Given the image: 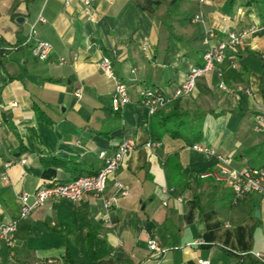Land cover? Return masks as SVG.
Here are the masks:
<instances>
[{
  "label": "crops",
  "instance_id": "obj_1",
  "mask_svg": "<svg viewBox=\"0 0 264 264\" xmlns=\"http://www.w3.org/2000/svg\"><path fill=\"white\" fill-rule=\"evenodd\" d=\"M81 1L0 0V222L16 216L17 192L95 173L97 154L111 155L120 139L135 146L101 196L30 212L13 244L0 246V264H248L243 253L264 251V196L233 203L226 183L200 178L215 159L181 137L165 133L147 146L150 116L139 95L152 86L172 93L201 64L206 29H216V40L237 34L240 43L196 79L191 95L157 112L187 115L199 143L233 166L264 165V128L255 130L264 119V0H90L94 22L81 15ZM38 15L46 20L35 23ZM37 40L52 47L44 60L31 52ZM107 54L131 98L120 112L98 67ZM115 180L128 194L113 200ZM149 240L166 249L159 258Z\"/></svg>",
  "mask_w": 264,
  "mask_h": 264
},
{
  "label": "built area",
  "instance_id": "obj_2",
  "mask_svg": "<svg viewBox=\"0 0 264 264\" xmlns=\"http://www.w3.org/2000/svg\"><path fill=\"white\" fill-rule=\"evenodd\" d=\"M202 2L203 0H198ZM90 0H82L80 3V13L88 21H95V8L90 4ZM65 6L68 2L65 1ZM200 19V15H195L193 20ZM36 22H44L46 19L42 15H38ZM35 23L31 24L27 42L35 40ZM218 37L215 28L210 27L205 30L202 37V43L205 50L202 54L201 64L190 66L185 78L178 86L174 88L172 93L167 94L160 87H145L140 92V103L146 108L148 115H153L161 107L167 106L172 100L191 95L195 89L196 79L203 74L216 69L226 58V52L229 47H235L240 43V37L228 32L224 40H216ZM51 45L45 41L37 40L31 48L32 54L40 59H46L51 50ZM146 46V44H145ZM143 49L144 46H143ZM61 61L62 58L60 59ZM98 67L107 79L113 82V91L111 95V109L114 112H120L126 104L131 101L127 84L117 77L114 72L111 55H103ZM246 92H248L246 90ZM79 97V93L75 94ZM264 128V119L257 120L255 130L258 132ZM160 142H150L147 146L157 147ZM135 146V142L129 138L120 139L115 151L108 155L105 151H100L97 155L102 161V165L93 174L81 175L67 182L51 181L40 184L33 192L20 191L16 193L18 201V212L16 216L8 221L0 222V246L10 247L13 244V236L19 222L26 218L30 212L36 208L46 204L49 201L66 200L75 202L86 193L99 197L103 193L107 180L115 172H117L123 163L127 153ZM192 149L202 154L204 157H212L215 159L216 165L214 169L207 170L200 174L202 179H212L215 182L226 183L232 192V202L237 203L249 194H257L264 196V165L252 166L244 164L241 166H233L232 158L229 155L219 153L214 148L196 143L191 146ZM27 158H21L19 163H25ZM13 163L12 159L5 163L8 167ZM115 197H122L128 194L126 187L120 181H113ZM165 204V202H163ZM151 256L159 258L164 254L165 248L159 246L154 240L147 243ZM245 253L242 254V256ZM254 258L264 263V251L251 252ZM198 264H210V261L204 258H198Z\"/></svg>",
  "mask_w": 264,
  "mask_h": 264
},
{
  "label": "trees",
  "instance_id": "obj_3",
  "mask_svg": "<svg viewBox=\"0 0 264 264\" xmlns=\"http://www.w3.org/2000/svg\"><path fill=\"white\" fill-rule=\"evenodd\" d=\"M178 100L179 98L174 99L168 105H174ZM35 111L39 119L43 117L41 116L42 112L36 106ZM147 130L150 142H160L162 139L161 136L167 133L172 137L183 138L187 145L192 146L199 143L201 137V131L192 123L191 120L188 119L187 115L179 113L173 110V108L166 113H161L160 111L150 115ZM47 162L53 163L54 161L52 159ZM58 162L61 163L63 161L59 160ZM199 209L200 211L202 210L201 208ZM243 256L248 260V264H264L254 258L251 254L245 253Z\"/></svg>",
  "mask_w": 264,
  "mask_h": 264
},
{
  "label": "water",
  "instance_id": "obj_4",
  "mask_svg": "<svg viewBox=\"0 0 264 264\" xmlns=\"http://www.w3.org/2000/svg\"><path fill=\"white\" fill-rule=\"evenodd\" d=\"M18 21L23 22V18H18ZM257 215V212H256Z\"/></svg>",
  "mask_w": 264,
  "mask_h": 264
}]
</instances>
